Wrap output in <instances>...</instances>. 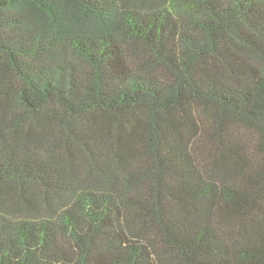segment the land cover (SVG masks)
Segmentation results:
<instances>
[{
	"label": "trees",
	"instance_id": "16d2710c",
	"mask_svg": "<svg viewBox=\"0 0 264 264\" xmlns=\"http://www.w3.org/2000/svg\"><path fill=\"white\" fill-rule=\"evenodd\" d=\"M0 264H264V0H0Z\"/></svg>",
	"mask_w": 264,
	"mask_h": 264
}]
</instances>
